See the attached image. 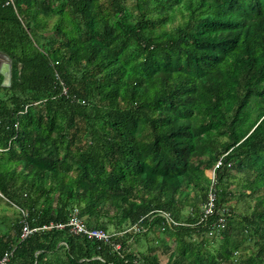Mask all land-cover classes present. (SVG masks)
Returning a JSON list of instances; mask_svg holds the SVG:
<instances>
[{
	"label": "trees",
	"instance_id": "16d2710c",
	"mask_svg": "<svg viewBox=\"0 0 264 264\" xmlns=\"http://www.w3.org/2000/svg\"><path fill=\"white\" fill-rule=\"evenodd\" d=\"M6 1L0 201L15 218L0 209V257L158 264L130 247L163 229L175 245L165 264H264V0ZM176 13L186 17L171 29ZM223 154L200 222L204 171ZM74 209L89 227L142 219L146 231L117 239L120 253L67 228L20 239L22 221L65 222Z\"/></svg>",
	"mask_w": 264,
	"mask_h": 264
},
{
	"label": "built area",
	"instance_id": "2783aa9c",
	"mask_svg": "<svg viewBox=\"0 0 264 264\" xmlns=\"http://www.w3.org/2000/svg\"><path fill=\"white\" fill-rule=\"evenodd\" d=\"M14 0H7L5 3H12ZM63 91L66 92V88H63ZM226 154V153H225ZM219 156L215 161L213 167L211 170H209V187H208V192H207V200L206 202L202 205L201 211L202 215L200 217V222L203 221V219L211 216L215 210V200L217 198L216 194V170L220 168L224 164V155ZM227 166H230V163L227 164ZM224 210V209H222ZM25 215V213H24ZM166 222L167 223H173L177 224L167 213H163ZM140 219L137 223L130 225L126 229L122 231H117V232H108L102 228H95V227H89L86 225L84 220L78 215L77 209H74L70 214L68 219L65 222H49L45 223L41 226H30L28 223L25 221H22V227H21V233H20V239H25L26 237L30 236L34 232L37 231H49V230H62L67 228L69 232L72 234L78 235V236H83L89 240H97L104 245H108L111 247V249L116 252L120 253L121 251V245L119 241H116L120 237H122L126 233H132V232H139L144 230V227L141 224ZM224 220L223 213H221L217 219L216 223H222ZM11 251H6L4 254L0 257V264H7L9 257L11 256ZM135 263L137 264H152L144 261H137L135 260Z\"/></svg>",
	"mask_w": 264,
	"mask_h": 264
},
{
	"label": "rangeland",
	"instance_id": "374dc122",
	"mask_svg": "<svg viewBox=\"0 0 264 264\" xmlns=\"http://www.w3.org/2000/svg\"><path fill=\"white\" fill-rule=\"evenodd\" d=\"M185 17L186 16H181L180 14L176 13L175 19L171 22V24H172L171 29H173L178 23H182L185 20ZM211 168L204 171L205 175L208 178H209V170H211ZM230 173L232 175H234L235 179H233L232 177L229 179V189H231L233 191H237L236 190L238 188V184H237L238 180L237 179L241 177V174L234 171V170H231ZM232 205H236L237 210L240 211L245 207L246 204L243 201V199L241 198L235 204L232 203L231 206ZM1 208H4L3 213L6 214L5 222L9 225V222L11 220H13V218H15V214H13V207L7 205L5 203V201L2 200V201H0V209ZM184 213H185V210H184ZM167 214L170 216L169 213H167ZM161 230H163V229H161ZM144 231H146V227H144ZM160 231H154V233H151V234L149 233L147 236H143V234H139L140 241L137 244L131 243L130 251H133V252L142 251L143 253H146L148 255L155 254L158 257V261H159L158 264L167 263L169 254H170L172 248H174L173 246H175V245L172 243L173 242L172 238H169L165 235V233L163 232L164 230L161 232ZM110 232H112V231L110 230ZM132 233H135V232H132ZM162 240L165 242V244L167 246L162 244ZM151 245H152V247H154L153 251L149 249V247ZM212 248H213V246H211V249Z\"/></svg>",
	"mask_w": 264,
	"mask_h": 264
},
{
	"label": "water",
	"instance_id": "95a60500",
	"mask_svg": "<svg viewBox=\"0 0 264 264\" xmlns=\"http://www.w3.org/2000/svg\"><path fill=\"white\" fill-rule=\"evenodd\" d=\"M0 74L2 75V85H9L11 81V58L10 56L0 51Z\"/></svg>",
	"mask_w": 264,
	"mask_h": 264
}]
</instances>
